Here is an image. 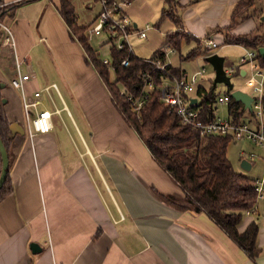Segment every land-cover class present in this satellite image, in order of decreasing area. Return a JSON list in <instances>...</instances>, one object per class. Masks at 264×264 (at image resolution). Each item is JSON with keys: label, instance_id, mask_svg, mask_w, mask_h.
<instances>
[{"label": "crops", "instance_id": "1", "mask_svg": "<svg viewBox=\"0 0 264 264\" xmlns=\"http://www.w3.org/2000/svg\"><path fill=\"white\" fill-rule=\"evenodd\" d=\"M13 4L2 20L13 30L15 54L0 44V81L5 83L0 93L7 98L2 102L6 117L20 119L24 111L21 92L10 84L16 57L21 72L31 74L25 87L36 110L52 105L60 112L52 114V129L37 133L32 142L10 138L15 154L9 167L12 191L0 200V264H26L28 258L29 264H264V256L251 261L204 213L179 211L164 201L163 195L180 194V189L157 167L116 109L81 44L71 38L58 0H0V7ZM192 10L186 8L183 14ZM97 13L83 23L93 22ZM183 24L193 33L187 22ZM147 37L148 33L141 38ZM53 82L58 92L51 88L50 96L45 91L33 95ZM44 98L48 101L40 102ZM56 98L62 106L56 105ZM244 154L241 149L240 159ZM253 164L252 160L249 170ZM162 214L207 232L212 241ZM250 219L245 214L239 229ZM30 241L42 244L43 250L31 254Z\"/></svg>", "mask_w": 264, "mask_h": 264}, {"label": "trees", "instance_id": "2", "mask_svg": "<svg viewBox=\"0 0 264 264\" xmlns=\"http://www.w3.org/2000/svg\"><path fill=\"white\" fill-rule=\"evenodd\" d=\"M196 1L199 0L189 2ZM58 2L59 12L69 27L71 38L81 44L86 61L94 67L106 84L116 109L147 147L157 167L180 189V194L163 195L164 201L179 211L204 213L227 235L235 247L240 248L251 261L256 262L261 253V247L257 242L259 224L252 218L243 229H239L246 211L251 210L256 203L254 177L244 171L236 170L229 159L227 145L235 140L229 134H201L195 127L183 123L179 115L162 100L161 86L168 75L181 77L185 70L171 63L159 69L152 61L156 59L165 61L162 49L165 46L173 47L179 52L181 59L211 53V48L203 46L202 39L182 29V18L175 10L169 8L172 0H164L166 6L162 8L158 20L153 25L158 27L164 19H169L175 26V30L166 32L163 44L155 49L147 57L148 59L136 54H128L125 48H117L113 44L110 46L109 58L105 63L89 44L86 29L91 23L78 22L70 0H58ZM246 4L248 2L243 0L236 1L231 10L227 28H234L245 19L242 12ZM13 8L14 4L1 6L0 20L4 15L11 13ZM258 31L253 35L251 33L226 34L223 43L239 44L253 49L256 52L257 61L264 65V55L259 52V48L264 46V33L259 29ZM191 40L195 45L185 54H181L182 45L190 44ZM125 57L128 58V63L123 65L121 60ZM235 71L237 73L238 70L232 73ZM215 86L199 85L196 89L198 102L195 107L206 119L213 118L215 115L214 105L219 95L215 91ZM122 89L124 92H121ZM143 93H147L148 97L144 100L141 109L136 111L127 96L130 94L138 96ZM228 95L227 115L233 121H242L247 114L248 118L253 117L252 111L244 108L243 104L235 100L229 91ZM1 99L0 93V135L8 149L11 141L8 129L10 122L7 120ZM11 191L12 183L8 171L0 187V200Z\"/></svg>", "mask_w": 264, "mask_h": 264}, {"label": "rangeland", "instance_id": "3", "mask_svg": "<svg viewBox=\"0 0 264 264\" xmlns=\"http://www.w3.org/2000/svg\"><path fill=\"white\" fill-rule=\"evenodd\" d=\"M74 9L77 14V19L80 22H88L91 17L96 14L100 9V4L94 0H71ZM190 0H172L170 3L171 10H175L182 20L187 22L189 29L199 36L200 39L209 38L214 39L218 45L211 48V52H216L219 55L224 56L225 66L234 68L236 71L231 76V81L235 88L241 89L245 92L253 93L251 87L245 82V75L241 74L240 69H245L249 72L248 63H240V56L244 54L247 49L239 44L223 43L226 34L235 35L243 33L256 34L258 29L264 33V0H243L248 4L243 7L242 15L245 16L238 25L234 28H227L228 20L230 18L231 10L237 0H199L193 3ZM132 6L134 7L133 16L137 22L139 29H145L146 24H150L151 27L146 31L148 33L147 38H141L136 36L130 38L134 53L141 57H149L155 49L161 46L165 39V34L168 31L175 30V26L169 19H164L158 27L153 25L159 18L162 8L166 5L164 0H132ZM92 6H90V4ZM130 5V4H129ZM128 5V7H129ZM131 6V5H130ZM186 8H192V12L188 11L183 14ZM183 15V16H182ZM183 21V22H184ZM228 22L227 24H225ZM182 29L185 30L184 24ZM181 29V30H182ZM193 33H190L193 35ZM106 34L92 35L89 38V44L92 48L97 50L100 58H109V52L107 51V43L100 46V43L105 40ZM197 36V37H198ZM195 45L194 42L190 44H183L181 47V54H185L191 47ZM156 47V48H154ZM37 50V49H36ZM35 51V50H34ZM38 53V52H37ZM169 63L174 66H179L186 72L191 74L197 70L200 66L206 67V72L201 76L195 84V90L199 85L210 86L213 80V70L211 65L205 61L204 55L197 56L195 58L181 59L179 52H168L167 58ZM260 63V62H259ZM261 64V63H260ZM113 77V74H110ZM166 81V80H165ZM167 82V81H166ZM227 86L223 83H217L215 91L217 93H223ZM195 90L192 94H195ZM19 96V92L16 91ZM46 103V98L41 99L40 102ZM56 105L62 106L60 99L56 98ZM41 106L38 107L40 109ZM47 109H52V105L46 106ZM51 111V110H50ZM217 113L222 116L227 115V104L224 103L218 107ZM61 115V114H60ZM58 114H54L53 118H58ZM249 115H246L248 119ZM21 121L26 126L27 119L24 111H21ZM8 120V118H7ZM11 122L12 120H8ZM262 122L264 123V113L262 115ZM147 152L146 147L142 144ZM243 149L245 154L243 157L247 158L249 151L253 152L255 157L253 159L254 164L251 170H243L240 166V150ZM9 156L14 157V150L12 142L10 141L8 147ZM227 155L231 160L236 170L244 171L251 177H258L264 171V145L250 144L247 140L244 141H230L227 145ZM256 211L251 212L249 215L259 224V233L257 236V242L261 247L260 256H264V194L262 198H258L254 205ZM247 214V213H246Z\"/></svg>", "mask_w": 264, "mask_h": 264}, {"label": "built area", "instance_id": "4", "mask_svg": "<svg viewBox=\"0 0 264 264\" xmlns=\"http://www.w3.org/2000/svg\"><path fill=\"white\" fill-rule=\"evenodd\" d=\"M132 0H98L100 9L91 24L87 27L86 32L90 38L92 35L106 34L105 42L111 45H116L117 48H125L128 54H135L131 44L132 35L139 37L146 36V31L150 25L146 24L145 29L135 30L132 19L127 12V7ZM0 27L4 30V35L1 44L7 46L15 54V38L12 28L3 20H0ZM111 38V39H110ZM113 39V40H112ZM203 46L207 48H214L217 43L213 39L203 38ZM164 50L165 61L161 62L159 59L152 60L157 68L163 69L165 64L169 63L167 58L168 52H176L173 47L165 46ZM243 55L240 56V63H248L249 72L246 70L245 82L251 87L253 93L251 101L252 118L243 119L242 121L235 122L228 115L222 116L217 113V109L222 104L228 102L229 95L226 89L220 93L214 105L215 115L213 118H204L200 110L195 107L198 102L196 95L195 84L198 79L206 72L205 66H200L197 70L190 75L184 73L183 76L177 77L168 75L163 85L161 86L162 100L179 115L183 123L189 124L199 130L201 134L215 133L226 135L229 134L234 140L241 141L247 140L254 144L264 145V123L262 122V115L264 113V65L260 64L255 58L256 52L253 49H245ZM209 54V53H208ZM207 54L204 55V57ZM148 59V58H144ZM103 62H107V58H103ZM128 58L125 57L121 60V64L126 65ZM15 76L10 79V84L16 90L21 92L22 108L25 112L29 109L35 110L31 118H27L25 128V138L32 142L37 133H45L52 129V114L59 113L60 109L53 111L47 109L36 110L37 103L35 100L28 98L26 94V81L30 79V73H22L21 62L15 58ZM225 67V66H224ZM226 73L230 75L232 68H225ZM149 85H151L149 83ZM58 92L56 83L45 85L40 90L33 92V95L39 96L41 91H45L50 96V89ZM197 89V88H196ZM195 90V94L192 92ZM121 92H124L122 89ZM148 97L147 93L134 96L128 95L127 98L131 100L133 107L136 111L140 110L144 104V100ZM196 98L193 102L192 98ZM253 120V121H252ZM255 155L250 152L247 160L250 162L254 159ZM254 190L256 193V200L262 198L264 194V171L258 177H254L253 182ZM256 209L253 207L251 210L246 211L247 214L254 212Z\"/></svg>", "mask_w": 264, "mask_h": 264}, {"label": "water", "instance_id": "5", "mask_svg": "<svg viewBox=\"0 0 264 264\" xmlns=\"http://www.w3.org/2000/svg\"><path fill=\"white\" fill-rule=\"evenodd\" d=\"M3 35H4V30H3V28L0 27V44L2 42ZM259 52L262 55H264V46H261L259 48ZM204 59L206 62H208L211 65L212 70H213L212 85H216L217 83L225 84L227 86L228 90H230V95L235 100L240 101L243 104L244 108L251 110V101L253 98H252L251 94H249L248 92H245L241 89L234 87L233 82L231 81V76L226 73V70L224 67V60H225L224 56L219 55L216 52H211V53L207 54L204 57ZM240 72H241V74H243V70H241ZM4 86H5V83L0 81V88H3ZM1 101L3 103H6L7 98L2 96ZM192 101L195 102L196 98L195 97L192 98ZM25 114H26V119H27V118H31L34 113L33 112H31V113L25 112ZM24 126L25 125H24L23 121H21V119L12 120L8 126L9 137L11 139H14L15 137H19V138H21V140H23L25 137ZM13 144H14V142L12 141V145ZM0 162H1V164H0V187H1L3 185L5 179H6V176H7L8 171H9V166L11 165V162H12V158L9 156L8 149L5 146L1 135H0ZM250 165H251V162L249 160H247L246 158L241 159L240 166L244 170H249ZM135 176H136L137 180L142 184V186L147 190V192L151 196L155 197L157 200L162 202L161 197H159L152 190L151 186L142 177H140L138 175H135ZM161 217L168 220L169 222L180 225L186 229L194 230V228H195V227H192L191 225H189L188 223H186L185 221H183L182 219L175 218L174 216L162 214ZM195 230L203 238L212 241L213 237L210 236L207 232H205L201 229H198V228H195ZM42 250H43V245L40 244L39 242H36V241H30L29 242V251L31 254H37V253L41 252ZM29 263H30V258H28V261L26 262V264H29Z\"/></svg>", "mask_w": 264, "mask_h": 264}]
</instances>
